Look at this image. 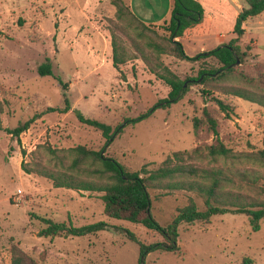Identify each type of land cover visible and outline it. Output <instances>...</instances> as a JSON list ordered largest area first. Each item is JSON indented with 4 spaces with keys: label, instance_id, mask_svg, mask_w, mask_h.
<instances>
[{
    "label": "rangeland",
    "instance_id": "374dc122",
    "mask_svg": "<svg viewBox=\"0 0 264 264\" xmlns=\"http://www.w3.org/2000/svg\"><path fill=\"white\" fill-rule=\"evenodd\" d=\"M167 3L160 2L159 9ZM231 6L212 31L225 34L226 42L235 36L238 9ZM116 11L112 0H0V264H11L15 248L40 264H140L139 244L121 232L109 228L81 237H46L40 235L46 224L38 217L75 226L105 221L132 230L145 243L163 240L141 224L109 218L102 193L55 187L52 179L37 172L52 164L54 156L46 146L105 145L102 132L81 123L76 111L113 127L121 124L123 130L105 150L130 171L155 170L174 152L190 151L193 158L187 157V163L221 170L234 179L233 193L264 200V106L223 94L215 84L209 86L212 94L205 95L209 88L189 80L181 100L155 109L170 91L150 71L156 60L183 79H195L203 67L220 64L215 58L188 61L171 53L149 56L148 61L136 46L150 52L147 39L138 36L137 24L128 17L118 20ZM152 27L164 34L161 26ZM246 29L239 44L251 50L238 69L256 77L264 73V12L250 18ZM113 35L130 58L121 66L123 74L113 65ZM215 37L183 41L187 53L195 56L217 47ZM47 62L54 74L43 76L38 67ZM58 77L68 85L66 90ZM213 96L234 106V114L226 116ZM66 99L71 111L41 115L19 139L6 131L48 107H64ZM204 108L217 119L218 137L232 151L229 158L210 156L208 147L218 142L217 135L206 123L194 127V117H203ZM141 115L138 122L126 120ZM196 148L200 150L194 152ZM151 195L152 213L161 224L190 198L204 208V199L193 190L153 189ZM178 244V252H150L145 264H264V220L258 231L245 214L183 224Z\"/></svg>",
    "mask_w": 264,
    "mask_h": 264
},
{
    "label": "trees",
    "instance_id": "16d2710c",
    "mask_svg": "<svg viewBox=\"0 0 264 264\" xmlns=\"http://www.w3.org/2000/svg\"><path fill=\"white\" fill-rule=\"evenodd\" d=\"M242 1L245 5L235 20L233 29L235 36L211 50L190 56L186 53L183 43L177 38L183 36L186 30L202 22L204 7L199 0H174L170 20L161 25L163 35L153 29L152 25L142 21L124 0H112L117 9V19L128 17L137 24L138 36L147 39L146 46L150 52H145L139 44L136 46L148 61L153 57L160 58L162 54L171 53L178 59L188 61L215 58L220 64L219 66L203 67L195 79H183L168 65L159 61L160 59L156 60L155 64L150 66V71L165 82L170 87V91L167 97L160 99L155 104V109L158 107L168 108L181 100L190 88L189 80L200 81L207 88L210 84H215L223 94L237 96L264 106V73L253 77L238 69L245 62L247 50H251L248 46L244 51L239 44L247 31L246 22L264 12V0ZM155 38H158L159 41ZM112 46L113 65L123 74L121 66L130 58L126 55L116 35H113ZM38 72L43 76L54 74L52 64L49 62L40 65ZM58 78L61 81V78ZM61 84L66 90L68 85L62 81ZM204 94H212V91L210 88L206 89ZM211 100L226 116L234 114V106L225 100L214 96L211 97ZM71 110V103L69 99H66L64 107H48L31 119L21 121L16 127L8 128L6 131L19 139L21 134L27 131L41 115L49 112L67 113ZM203 113V117H194L195 129L206 123L218 138L216 144L208 147L209 155L212 157L223 155L225 158H229L232 151L218 137L217 119L210 114L207 108H204ZM76 114L81 123L102 132L105 138L103 148L93 149L85 145H77L66 149H54L46 146L54 156L51 160L52 164L47 166V169L43 167L37 172L52 179L55 187L102 193L104 212L109 218L141 224L158 232L163 240L145 243L132 230L121 226H110L105 221L75 226L57 222L51 218L38 217L46 224V227L40 231L41 236L81 237L112 228L139 244L140 264H145V258L150 252L158 250L178 252L180 250L178 238L180 227L183 224L210 223L214 216L231 213L247 215L253 230L260 229L261 222L264 220V200L259 201L255 197L250 198L249 196L244 198L242 197L243 193H233L231 187L234 179L229 175H224L221 170H212L187 163V157L193 158L190 151L174 152L173 157H168L163 165L155 170H147L144 167L139 171H130L117 159L107 155L105 150L106 146L112 143L115 135L123 130L120 127L121 124L113 127L100 120L86 117L80 111H76ZM144 116L141 115L137 119L126 118V120L135 123ZM199 150L196 148L194 152ZM23 166L27 172L31 171L25 167L26 165L23 164ZM153 189L166 190V192L193 190L204 199V208H200L198 203L190 198L188 203L179 208L176 215L167 224H161L152 213L151 190ZM13 253L11 264H40L18 248H15ZM245 260L247 262L250 259L245 258Z\"/></svg>",
    "mask_w": 264,
    "mask_h": 264
},
{
    "label": "crops",
    "instance_id": "0c3cea01",
    "mask_svg": "<svg viewBox=\"0 0 264 264\" xmlns=\"http://www.w3.org/2000/svg\"><path fill=\"white\" fill-rule=\"evenodd\" d=\"M131 10L146 24L161 26L165 22L169 21L172 16V8L174 0H167V8L160 7V2H162L165 6L166 0H124ZM204 7V17L202 22L197 24L196 26L186 30L183 36H181L180 40L182 43L184 38L190 40V38L194 41H197L198 37H202L204 35H215V40H217L219 45L226 43L225 34H212L213 26H217L220 24V19L224 16V12L226 11L227 6L232 7L231 5L236 6L238 9L236 15L240 13L243 9L244 4L242 0H199ZM213 8L214 12L211 11ZM160 10V11H158ZM213 33H215L213 31ZM203 38L199 39L202 40ZM218 45V46H219ZM186 51V47L184 48ZM204 48H202L203 50ZM204 51V50H203ZM187 53V51H186ZM188 54V53H187ZM189 55V54H188ZM191 56V55H190Z\"/></svg>",
    "mask_w": 264,
    "mask_h": 264
}]
</instances>
